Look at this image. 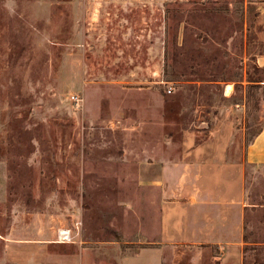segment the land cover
<instances>
[{
	"label": "rangeland",
	"instance_id": "obj_1",
	"mask_svg": "<svg viewBox=\"0 0 264 264\" xmlns=\"http://www.w3.org/2000/svg\"><path fill=\"white\" fill-rule=\"evenodd\" d=\"M263 82L264 0H0V264H264Z\"/></svg>",
	"mask_w": 264,
	"mask_h": 264
},
{
	"label": "trees",
	"instance_id": "obj_2",
	"mask_svg": "<svg viewBox=\"0 0 264 264\" xmlns=\"http://www.w3.org/2000/svg\"><path fill=\"white\" fill-rule=\"evenodd\" d=\"M192 15H190L191 17ZM210 14L200 16L198 20V24L195 30L196 33H193V30H191L190 27H193L190 25L189 20L186 18L185 20L177 18L176 15L172 14V12L166 10L164 14V23H165V36L167 39H171V49L168 47L165 50V59L167 61V64L169 63V66H172L176 71L174 72V76H184L188 72L191 73V71H188L189 69H194L195 63L197 67L204 66L207 67L208 64L214 63V56L212 55L213 52L207 53L204 51L203 48H198V45L191 42V40H200V34L196 35L198 31H202L207 33L209 30L206 29V20L207 18H210ZM194 18V15L192 16ZM194 21V19H193ZM180 25L183 26V33L181 42L178 43V34H179V28ZM211 33V32H210ZM194 36V39H192L190 36ZM169 37V38H168ZM205 39V38H204ZM210 41L214 42L216 39H213L212 37L209 39ZM194 65V67H193ZM194 71V70H193ZM193 73V72H192ZM195 73V72H194ZM224 81V80H222Z\"/></svg>",
	"mask_w": 264,
	"mask_h": 264
},
{
	"label": "crops",
	"instance_id": "obj_3",
	"mask_svg": "<svg viewBox=\"0 0 264 264\" xmlns=\"http://www.w3.org/2000/svg\"><path fill=\"white\" fill-rule=\"evenodd\" d=\"M263 85H264V82H263ZM243 159H244V162H246L249 165H253V166L264 165V120H263V124L260 130L256 133V135H254L253 139L246 146L244 150V154H243ZM162 168H163V174L160 176L159 179L155 180L156 182H164L165 180H167L166 178L169 176L168 174L169 168H165V167H162ZM226 169H231V168L226 167ZM190 178L191 177L185 173L183 175H179L177 178V181L186 182ZM241 179H242V173H241ZM194 180L196 181L197 179L194 178ZM241 192H242V189H241ZM241 192H239V197L241 196L240 195ZM177 240H174V241H177ZM151 245L152 247L148 246L150 247V249L146 248L144 251L139 252V254L137 253L134 256L125 257L121 263L122 264H145L144 263L145 261L146 263H148L149 261L153 262L154 260L155 262L153 264H161V256L157 254L159 251L158 250L159 246L154 245V244H151ZM152 251H155L157 255L154 256V255L148 254V252H152ZM78 264H79V260H78Z\"/></svg>",
	"mask_w": 264,
	"mask_h": 264
},
{
	"label": "built area",
	"instance_id": "obj_4",
	"mask_svg": "<svg viewBox=\"0 0 264 264\" xmlns=\"http://www.w3.org/2000/svg\"><path fill=\"white\" fill-rule=\"evenodd\" d=\"M72 100H76V103H78V99H75V97H72ZM59 238L65 242L67 240H70L71 241V238L72 236L69 234V231L68 230H61L59 231Z\"/></svg>",
	"mask_w": 264,
	"mask_h": 264
},
{
	"label": "bare ground",
	"instance_id": "obj_5",
	"mask_svg": "<svg viewBox=\"0 0 264 264\" xmlns=\"http://www.w3.org/2000/svg\"><path fill=\"white\" fill-rule=\"evenodd\" d=\"M230 91H231V86H230V85H227V86L225 87V94L230 93ZM231 92H232V91H231Z\"/></svg>",
	"mask_w": 264,
	"mask_h": 264
}]
</instances>
